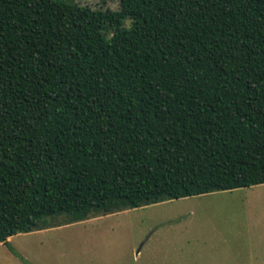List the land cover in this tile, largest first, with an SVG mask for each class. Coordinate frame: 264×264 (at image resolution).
Here are the masks:
<instances>
[{"label":"trees","instance_id":"obj_1","mask_svg":"<svg viewBox=\"0 0 264 264\" xmlns=\"http://www.w3.org/2000/svg\"><path fill=\"white\" fill-rule=\"evenodd\" d=\"M119 3L0 0L2 244L264 184V0Z\"/></svg>","mask_w":264,"mask_h":264},{"label":"rangeland","instance_id":"obj_2","mask_svg":"<svg viewBox=\"0 0 264 264\" xmlns=\"http://www.w3.org/2000/svg\"><path fill=\"white\" fill-rule=\"evenodd\" d=\"M71 1L110 12L120 7L119 0ZM130 26L125 20L122 28ZM121 35L113 28L106 32L108 39L119 40ZM65 220L53 217L46 229L0 243V264H150L144 253L148 247L174 244L219 248L228 260L224 264H264V252H256L261 247L258 236H264V184L92 214L77 223ZM140 249L143 253L137 259L134 254Z\"/></svg>","mask_w":264,"mask_h":264},{"label":"crops","instance_id":"obj_3","mask_svg":"<svg viewBox=\"0 0 264 264\" xmlns=\"http://www.w3.org/2000/svg\"><path fill=\"white\" fill-rule=\"evenodd\" d=\"M258 237H260L258 241L261 247L256 252L263 253L264 236H258ZM257 245L258 243L255 244V246ZM207 246L203 247V245H184V244H174V245L156 246V247L151 246L148 247L144 253L151 258L149 262L150 264H224L222 261H228L225 255L221 254L222 250H220L219 248L214 249L212 247H207ZM230 250L233 252L232 248H230ZM142 253H143L142 249L138 250L134 254L135 258L138 259L139 255L141 256ZM249 253H251L250 256L253 258L254 249L250 248Z\"/></svg>","mask_w":264,"mask_h":264}]
</instances>
